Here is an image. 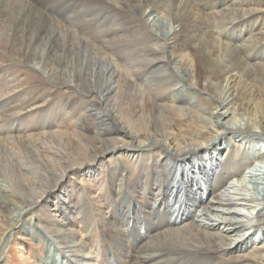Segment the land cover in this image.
Listing matches in <instances>:
<instances>
[{"label":"bare ground","instance_id":"bare-ground-1","mask_svg":"<svg viewBox=\"0 0 264 264\" xmlns=\"http://www.w3.org/2000/svg\"><path fill=\"white\" fill-rule=\"evenodd\" d=\"M247 141L264 164V0H0V264L28 222L61 264H264Z\"/></svg>","mask_w":264,"mask_h":264},{"label":"rangeland","instance_id":"rangeland-1","mask_svg":"<svg viewBox=\"0 0 264 264\" xmlns=\"http://www.w3.org/2000/svg\"><path fill=\"white\" fill-rule=\"evenodd\" d=\"M90 8H92L95 11L98 10V8L95 6L94 3L90 6ZM101 12H106L107 13V23H108L107 26H109L110 23L115 18V13L112 10H103ZM158 13H155V17L157 16V18H155L156 24L158 25L159 22H160L161 23L160 26H164L165 27V30L166 29H167V31L168 30H171L172 26L170 24V19L167 16H165L164 14H162L161 12H158ZM161 17L163 18V20L161 19L159 21V19ZM149 22L150 21H148V24H149ZM164 23H166V25H162ZM168 23H169V25H168ZM168 28H170V29H168ZM96 35H97V32L96 31L90 30V32H89V37L90 38H94ZM159 48L160 47H158V49ZM186 59H187L186 57H184V58H181L180 57V59H178V60H180L181 63H184L186 61ZM178 66H180V65H178ZM188 67H189L188 68L189 74H191V72L193 70L192 64L190 63L188 65ZM178 70H180V69L178 68ZM180 74H181V72H180ZM193 83H194V81H193ZM178 88H180L181 90L183 89L184 90L183 92L190 91L189 89L182 87V85H179ZM196 100H198L199 102H203V103L204 102L206 103V102H210V101H213V102L215 101V99L212 98V97H210L208 94H199L197 96V99ZM249 101H250V104L249 105H250V108H251L249 110L251 112L253 111V112H256L257 113V118H253V124H254V121H256V122L258 121L259 115L262 116V117H263V115H262V113L259 114V112L256 111L257 110L256 104L253 103V100L251 98H249ZM206 105H208V103H206ZM202 109L207 113V116H205L206 117V127L207 126L210 127L211 130L213 129V127H211V126H213L215 122L222 123V122L225 121L223 119L220 120V121L217 119V114H219L220 109H218V110H216V109H214V110H207L206 107H204ZM199 114H201V113H199ZM183 125H184V127H183ZM186 126H187V128H185ZM188 127H189V125L186 124V123H184V122H181V123H179L177 125V128H179L181 130H184L183 128L188 129ZM257 129L258 128L255 129L256 130L255 131L256 133L253 134L255 137H258L261 134V133H259V131ZM237 135H240V134L239 133L235 134L234 137L230 138V140L223 139L220 144H222V146H224V147L227 144L233 145L234 138ZM244 137H245L246 140H249L248 137L251 138L252 136L249 135L247 137V135H243V138ZM239 138H241V137H239ZM255 142H249V141H247L244 145L242 144L243 142H239V145L237 146L238 149H237V147H234V148L232 147V151H231V154L230 155H231V157H233V160L234 161L237 160L238 158H241V157H243L244 160H248L249 161V162H247L248 164H246V162L243 161V163H245L246 166H250V165H253V164L258 163V165H261V170L264 173V164L263 163H260V162H257L259 156H258L257 151L255 150V148L257 147V145H256ZM205 144H207V143H205ZM236 150H238V151H236ZM237 155H239L240 157L237 156ZM245 182L246 183H243V185H245V187L247 188L248 193L250 195H253V194H255L254 193L255 191L259 190L260 187L262 188L264 186V183L262 184V182H264V174H262L260 172H256V176L252 180H246ZM2 185H3L2 178H0V201H4V202L7 203L8 198H7V195L5 194V192H6L5 191V188L6 187L3 188ZM3 186H5V185H3ZM13 204L14 205H12V206L10 205L11 207L8 206V210H10L9 208H12L11 211H10V213L7 212L6 214H4V213L0 212V229H2L1 232H3V235L2 236L0 235V246H1V243L3 241H5L9 237V231L6 228H8L9 226L13 225L14 222H15L14 220L11 221V220H8V219L5 218V215L6 216H9L8 213L9 214H13V215L17 214V212H16L17 209L15 207L18 206V203L16 201H13ZM15 204H16V206H15ZM13 206H15V207H13ZM19 206L21 207V204ZM263 206H264V202H263ZM26 219H28V218H26ZM20 224H22V222H20ZM23 226L26 229L27 233H24V232L19 231V230H14L13 231V235H15L14 238L13 239H10L9 242L5 243V251L3 252L4 254H3V257H2V264H24L22 262V259H24V258H25V261L27 263H29V264H42V263L43 264L44 263L45 264H51V263H49V260H50V262L52 261L55 264H61V261H60L61 260V256L59 258L58 257V254L59 253L62 254L63 252L61 251L60 248H58L59 247L58 245H55L53 243L52 244L51 243L50 244L49 243L48 244H45L44 247H43L45 249L47 248V249H50L52 251V252L48 253L47 262H46V260L45 261L44 260L43 261H38V258L41 257L42 256V253H43L42 252V249L43 248L41 249V245H42L41 240L45 236H43L40 231H38L36 229H33V227H32L33 226V222L25 223ZM46 238L48 239V237H46ZM255 241L260 242V239H255ZM30 254H33L34 257L32 258ZM240 255H235V256H240ZM18 256H19L20 260H18ZM29 257H30V259L27 260L26 258H29ZM15 260H18V262L15 261Z\"/></svg>","mask_w":264,"mask_h":264}]
</instances>
